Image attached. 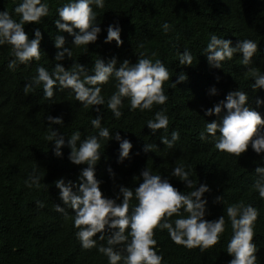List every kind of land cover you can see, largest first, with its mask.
<instances>
[{"label":"trees","instance_id":"trees-1","mask_svg":"<svg viewBox=\"0 0 264 264\" xmlns=\"http://www.w3.org/2000/svg\"><path fill=\"white\" fill-rule=\"evenodd\" d=\"M19 2L0 0V11L13 14ZM66 2L47 0L48 16L42 17L37 25L24 26L29 39L35 28L42 33L40 60L10 70L7 64L13 58L11 46H0V264H108L107 258L96 248L86 250L80 246L74 236L76 229L71 210L65 216L54 208L55 204H61L54 181L64 178L65 182H77L85 167L73 165L68 160L67 140L77 130L82 140L97 134L98 130L90 123L97 115L93 107L101 108L102 127L108 128L110 133L119 131L121 137L128 138L133 145L129 157L118 164V143L110 140L105 145L101 140V158L95 166V175L101 181L100 190L104 196L115 198L121 185L138 187L140 181L133 177H139L145 167L153 174L168 177L179 191L187 192L189 189L170 175L172 168L183 164L190 167L191 178L198 185L203 183L209 187V192L204 194L208 201L205 219H217L229 204L237 202L251 204L258 210L253 242L257 247V264H264V199L252 188L254 169L260 166L264 153L257 155L249 146L236 158L215 149L211 138L206 141L199 138L205 122L215 119L205 116V110L223 100L229 91H245L250 107L264 119V104L259 107L256 104L257 99L264 100V89H252L253 79L248 71L256 68L264 72V0H105L102 9L93 5L102 30L97 41L87 46V51L85 46L71 45L72 37L59 33L55 27L56 9ZM13 16L18 19L15 14ZM117 22L123 41L120 47L115 41L103 42L107 26ZM164 23L170 25L167 33L162 28ZM58 34L65 37V47L73 51L72 58L63 62L66 70L76 62L90 71L98 58L106 63L116 57L117 67L125 59L134 64L141 54L153 62L161 60L170 72V79L163 84L168 95L166 104H154L151 111H129L125 98L123 115L116 120L106 104L85 109L68 89H54L51 100L43 98L42 86L25 93L24 85L36 75L37 67L43 66L50 72L54 67L57 51L54 39ZM211 34L231 40L233 46L238 40H254L258 50L247 66L240 63L241 56L236 53L231 60L222 62L221 69L210 67L202 52ZM185 49L193 55V63L187 66L179 65L178 61V53ZM181 72L187 80L172 87L176 74ZM114 84L110 79L101 86V94L106 99L115 91ZM212 87L217 90L215 95L209 94ZM161 109H166L168 130L152 134L146 121ZM47 115L63 117L62 126L52 125L65 139L61 157L53 155V145L45 140ZM173 130L180 132V138L169 149L160 142V137L170 138ZM145 144L157 147L144 153ZM34 168L41 177V186L27 189L24 180ZM109 168L115 173L112 179L107 171ZM217 196L223 197L221 203H214ZM36 201H41L44 207H38ZM135 203V199L130 202V210ZM225 221V231L219 242L204 251L177 245L166 230L154 229L157 249L163 254L162 264H228L231 257L226 247L232 230L226 215ZM97 243L106 244V240Z\"/></svg>","mask_w":264,"mask_h":264},{"label":"clouds","instance_id":"clouds-1","mask_svg":"<svg viewBox=\"0 0 264 264\" xmlns=\"http://www.w3.org/2000/svg\"><path fill=\"white\" fill-rule=\"evenodd\" d=\"M104 4L105 0H67L56 9L58 18L54 21L55 27L59 33H67L72 37L71 45L85 46L87 51V46L97 41L102 30L93 5L102 9ZM13 14L6 10L0 11V46H11L13 58L7 64L10 70L33 60H40L42 33L39 28H35L29 39L24 26L39 24L42 17L48 16L49 5L47 0H20L14 7ZM162 28L167 33L170 25L164 23ZM105 31V44L115 41L117 47L122 45L118 22L109 24ZM54 47L57 50L54 55L56 63L51 72L43 66L37 67L36 75L24 85L25 93L42 86L43 98L51 100L54 89H68L85 109L106 104L116 120L123 115L121 109L125 98L129 111L139 109L141 112L151 111L154 104L164 105L168 100L163 84L170 79V72L159 59L153 62L151 58L141 54L134 64L125 59L117 67L116 57L106 63L98 58L90 71L76 62L66 70L63 62L72 58V49L65 47V37L59 34L54 39ZM257 50L258 44L254 40H238L233 46L231 40L211 34L202 54L210 67L221 69L222 62L231 60L236 53L240 54L242 65H249ZM178 57L179 65L193 63V55L187 49L178 53ZM248 71L253 79L252 89H264V72L256 68ZM110 79L115 81V91L106 99L101 94V86ZM186 80L187 76L181 72L176 74V80L171 85L175 88L176 84ZM216 92L215 87L209 90L211 95ZM248 99L245 91H229L223 100L205 110V116H214L215 119L210 123L205 122L203 131L199 133L200 140L211 138L215 149L236 158L245 153L249 146L257 155L264 153V119L250 107ZM256 104L259 107L264 104V100L257 99ZM93 111L97 115L90 123L93 129L98 130L97 134L82 140L81 133L77 130L67 140L70 149L68 160L73 165H85L77 182H65L64 178L54 181L61 201V204L54 205L55 211L67 216L68 210H71L73 228L76 229L74 236L83 249L96 248L107 258L108 264H162L163 254L157 249L154 229L166 230L171 241L177 245L204 251L219 242L225 231L226 215L232 230L226 247V253L231 257L228 264H257V247L253 237L258 210L251 204L237 202L229 204L224 209V214L217 219H205L208 201L204 194L209 192V187L203 183L198 185L191 178L190 167L179 164L170 173L171 177L189 189L187 192L179 191L169 182L168 177L153 174L145 167L139 177H133L140 181L138 187L132 189L121 185L115 198L104 196L100 190L101 181L95 175V166L101 158V140L105 145L110 140L118 143V164L129 157L133 145L128 138H122L119 131L110 133L108 128L102 127L100 107H93ZM45 119L48 124L45 140L53 145V155L61 157L65 139L63 135H58L52 125L62 126L63 117L47 115ZM168 125L166 109L155 112L154 117L146 121L152 134L161 129L167 131ZM179 138L180 132L173 130L170 138L161 135L160 142L171 149ZM155 147L157 146L153 144H145L142 151L149 153ZM107 171L110 179L115 177L111 168ZM254 174L252 188L259 198L264 199V157L260 166L254 169ZM24 186L27 189L40 188L41 177L36 168L28 174ZM133 199L136 203L130 210ZM222 200V196H217L214 203H221ZM36 204L44 207L41 201H36ZM173 216L176 217L174 220L169 219ZM98 240H106V244L98 245Z\"/></svg>","mask_w":264,"mask_h":264}]
</instances>
